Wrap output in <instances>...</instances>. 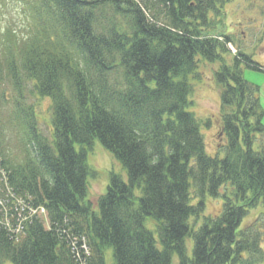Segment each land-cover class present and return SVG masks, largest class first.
Listing matches in <instances>:
<instances>
[{
    "label": "trees",
    "instance_id": "1",
    "mask_svg": "<svg viewBox=\"0 0 264 264\" xmlns=\"http://www.w3.org/2000/svg\"><path fill=\"white\" fill-rule=\"evenodd\" d=\"M18 1L25 31L0 39V100L8 85L15 95L0 115V164L48 225L26 221L17 240L0 226V264H105L106 247L113 264H263L259 230L241 222L264 203V111L243 65L264 67L241 50L228 60L230 36L209 32L223 0ZM201 60L219 62L222 157L206 152L190 111ZM26 90L50 98V139ZM94 139L127 177L110 171L97 209L87 197ZM207 195L222 198L219 214H204Z\"/></svg>",
    "mask_w": 264,
    "mask_h": 264
},
{
    "label": "rangeland",
    "instance_id": "2",
    "mask_svg": "<svg viewBox=\"0 0 264 264\" xmlns=\"http://www.w3.org/2000/svg\"><path fill=\"white\" fill-rule=\"evenodd\" d=\"M218 11L210 10L208 17L213 21L208 27L210 33H225L232 41L227 43V59L229 60L236 50L252 57V60L264 67V0H223L217 4ZM24 21L22 22L21 3L18 0H0V39L6 41L8 30L17 34L23 33ZM219 62H208L201 60L199 63L200 77L192 80L193 92L191 95L192 105L190 111L199 119L201 133L205 143V150L210 155L218 154L223 156L224 151L221 144L225 143L221 131V106L219 87L214 80V71L218 68ZM244 78L259 87L260 104L264 111V71L256 70L243 65ZM8 93V101L0 100V115L7 118V114L15 107L14 92L10 85L5 88ZM24 103L34 105L37 117L38 129L50 139L51 137V101L49 97H37L27 90L24 93ZM264 124V114L262 118ZM17 128V127H16ZM19 127L16 129L17 132ZM9 138V145L12 152H19L17 138L8 126L4 129ZM75 149L80 145L74 144ZM87 164L89 174L87 175L88 194L87 197L97 209V198L106 191L109 182L110 171H114L126 180V171L121 163L105 149L102 144L94 139L91 147L87 150ZM11 189V188H10ZM13 197H16L15 195ZM21 198V197H17ZM9 197L4 198V200ZM222 209V198L205 197L204 214L215 216ZM42 216V215H41ZM43 217V216H42ZM146 226L154 227L152 219H146ZM253 226L260 232V245L264 250V203L250 207L248 213L241 222V227ZM156 233V232H155ZM156 236V234H155ZM157 237V236H156ZM188 254H191L192 240L187 237L185 240ZM160 245V244H158ZM105 264H113L112 248L104 249ZM264 264V257H263ZM173 264H177L176 256L173 257ZM5 264H11L6 262Z\"/></svg>",
    "mask_w": 264,
    "mask_h": 264
},
{
    "label": "built area",
    "instance_id": "3",
    "mask_svg": "<svg viewBox=\"0 0 264 264\" xmlns=\"http://www.w3.org/2000/svg\"><path fill=\"white\" fill-rule=\"evenodd\" d=\"M3 181L6 183V172L0 164V186ZM5 195V198L9 197V199L0 198V226H3L9 232L11 237L17 239L18 234L24 227V223L31 220L33 216L44 212V209L40 206H33L22 198L13 197L14 195L8 188ZM71 244L75 252H79L76 247V241L72 240ZM78 248H82L85 252L87 250L84 242Z\"/></svg>",
    "mask_w": 264,
    "mask_h": 264
}]
</instances>
